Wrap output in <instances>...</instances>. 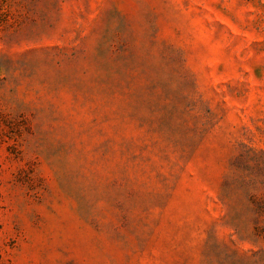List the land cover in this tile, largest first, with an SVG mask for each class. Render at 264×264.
<instances>
[{
    "label": "rangeland",
    "instance_id": "obj_1",
    "mask_svg": "<svg viewBox=\"0 0 264 264\" xmlns=\"http://www.w3.org/2000/svg\"><path fill=\"white\" fill-rule=\"evenodd\" d=\"M0 264H264V0H0Z\"/></svg>",
    "mask_w": 264,
    "mask_h": 264
}]
</instances>
